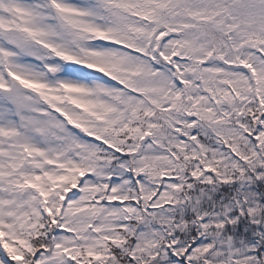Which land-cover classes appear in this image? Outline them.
I'll return each mask as SVG.
<instances>
[{"label": "snow or ice", "instance_id": "snow-or-ice-1", "mask_svg": "<svg viewBox=\"0 0 264 264\" xmlns=\"http://www.w3.org/2000/svg\"><path fill=\"white\" fill-rule=\"evenodd\" d=\"M0 264H264V0H0Z\"/></svg>", "mask_w": 264, "mask_h": 264}]
</instances>
